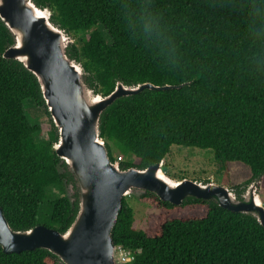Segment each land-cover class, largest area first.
I'll return each instance as SVG.
<instances>
[{
	"label": "trees",
	"instance_id": "1",
	"mask_svg": "<svg viewBox=\"0 0 264 264\" xmlns=\"http://www.w3.org/2000/svg\"><path fill=\"white\" fill-rule=\"evenodd\" d=\"M34 1L76 36L67 52L97 92L118 80L179 85L121 96L103 111L112 160L115 146L122 168H145L172 144L193 146L211 149L221 169L251 167L253 176L231 187L238 197L255 179L264 185V0ZM12 42L0 17V205L15 229L41 223L63 232L78 212V193L72 203L65 190L74 178L54 148L58 131L37 77L3 55ZM27 100L41 121L28 116ZM138 198L156 211L137 228L124 197L112 230L133 253L124 264H264V226L253 215L193 196L182 204L153 191ZM0 264L64 263L45 248L7 253L0 245Z\"/></svg>",
	"mask_w": 264,
	"mask_h": 264
},
{
	"label": "water",
	"instance_id": "2",
	"mask_svg": "<svg viewBox=\"0 0 264 264\" xmlns=\"http://www.w3.org/2000/svg\"><path fill=\"white\" fill-rule=\"evenodd\" d=\"M52 12L34 0H0V17L13 37L3 55L17 59L37 77L58 131L54 148L74 178V183L65 182L67 196L73 203L75 197L70 191L77 192L79 207L62 232L41 223L15 229L0 205V245L4 252L45 248L64 264H123L112 230L124 197H141L146 191L175 204H182L189 196L213 200L231 211L253 215L264 226V201L258 186L261 180H253L238 197L231 187L212 180L171 177L164 169L165 158L145 168H122L118 160L111 159L101 135L103 111L121 96L145 88L179 85L149 81L129 85L118 80L110 93L97 92L89 85L82 63L68 54L74 38L52 20Z\"/></svg>",
	"mask_w": 264,
	"mask_h": 264
},
{
	"label": "rangeland",
	"instance_id": "3",
	"mask_svg": "<svg viewBox=\"0 0 264 264\" xmlns=\"http://www.w3.org/2000/svg\"><path fill=\"white\" fill-rule=\"evenodd\" d=\"M75 35H73L74 37ZM76 37V36H75ZM26 112L33 121H41L42 113L31 100L25 102ZM47 135L44 130L42 137ZM113 147V143L111 142ZM114 153L118 157L121 153L114 146ZM165 171L173 178L179 179L189 177L192 179H209L214 182L232 187L235 184L244 182L253 176L251 167L240 161H232L229 163L228 169H221L214 157V152L211 149H204L193 146H185L180 144H172L170 152L164 160ZM203 181V180H202ZM66 194L69 189H65ZM259 190L261 198L264 201V185L259 182ZM71 195L74 192H71ZM128 203L135 211V225L137 228L146 227V219L149 213L156 211L150 204L141 201L137 195H128Z\"/></svg>",
	"mask_w": 264,
	"mask_h": 264
},
{
	"label": "built area",
	"instance_id": "4",
	"mask_svg": "<svg viewBox=\"0 0 264 264\" xmlns=\"http://www.w3.org/2000/svg\"><path fill=\"white\" fill-rule=\"evenodd\" d=\"M125 156L123 154H120L117 157V160H124ZM119 251L117 252L118 257L121 262H129L133 259V253L130 250H127L121 246L118 247Z\"/></svg>",
	"mask_w": 264,
	"mask_h": 264
},
{
	"label": "clouds",
	"instance_id": "5",
	"mask_svg": "<svg viewBox=\"0 0 264 264\" xmlns=\"http://www.w3.org/2000/svg\"><path fill=\"white\" fill-rule=\"evenodd\" d=\"M118 161H119V160H118ZM119 246H120V245L117 246V252L119 251V248H118ZM121 247H122V246H121ZM127 250H128V249H127ZM117 256H118V254H117ZM118 258H119V257H118ZM119 260H120V259H119ZM122 263L124 264V263H126V262H122Z\"/></svg>",
	"mask_w": 264,
	"mask_h": 264
}]
</instances>
